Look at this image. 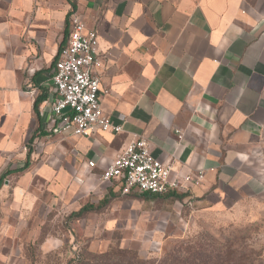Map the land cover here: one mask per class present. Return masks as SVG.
<instances>
[{
  "label": "crops",
  "instance_id": "crops-1",
  "mask_svg": "<svg viewBox=\"0 0 264 264\" xmlns=\"http://www.w3.org/2000/svg\"><path fill=\"white\" fill-rule=\"evenodd\" d=\"M72 15L97 34L100 104L118 133L44 128ZM139 137L181 180L179 198L102 181ZM263 185L264 0H0V230L43 204L87 207L109 230L167 200L229 213Z\"/></svg>",
  "mask_w": 264,
  "mask_h": 264
},
{
  "label": "rangeland",
  "instance_id": "rangeland-1",
  "mask_svg": "<svg viewBox=\"0 0 264 264\" xmlns=\"http://www.w3.org/2000/svg\"><path fill=\"white\" fill-rule=\"evenodd\" d=\"M171 205L167 200L157 210V202L149 203L133 213L132 226L123 220L115 230L105 228L106 216L94 211L74 218L65 208L43 204L34 215L7 213L2 217L14 226L0 230V264H65L112 248L147 261L202 250L209 264H264V187L229 213L178 211Z\"/></svg>",
  "mask_w": 264,
  "mask_h": 264
},
{
  "label": "built area",
  "instance_id": "built-area-1",
  "mask_svg": "<svg viewBox=\"0 0 264 264\" xmlns=\"http://www.w3.org/2000/svg\"><path fill=\"white\" fill-rule=\"evenodd\" d=\"M98 65V39L92 29L77 16L71 17V31L55 60L52 82L55 96L50 104L44 128L51 133L70 131L76 136H90L96 131L118 133L120 124L111 121L102 110L99 97L100 77L94 70ZM94 166L92 160L88 161ZM192 177L186 175L184 180ZM202 178L199 171L194 180ZM102 181H121L123 192L132 189L164 194L182 187L170 165L157 160L149 151L145 137L134 138L105 167Z\"/></svg>",
  "mask_w": 264,
  "mask_h": 264
},
{
  "label": "trees",
  "instance_id": "trees-1",
  "mask_svg": "<svg viewBox=\"0 0 264 264\" xmlns=\"http://www.w3.org/2000/svg\"><path fill=\"white\" fill-rule=\"evenodd\" d=\"M171 194L179 198V195L172 192ZM157 195L158 194L148 191L139 193V196L143 198L155 197ZM86 210L87 207H83L78 211L69 213V215L74 218H79ZM205 253L206 252L200 250L199 255H195L193 251L188 252L187 255H180V253L167 254L162 258L147 261L141 259L137 252L130 251L126 248H112L98 254L72 257V259L68 260L65 264H209V257Z\"/></svg>",
  "mask_w": 264,
  "mask_h": 264
}]
</instances>
